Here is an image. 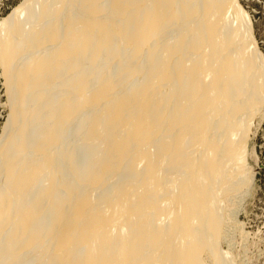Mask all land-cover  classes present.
Masks as SVG:
<instances>
[{
    "label": "bare ground",
    "instance_id": "1",
    "mask_svg": "<svg viewBox=\"0 0 264 264\" xmlns=\"http://www.w3.org/2000/svg\"><path fill=\"white\" fill-rule=\"evenodd\" d=\"M245 17L236 0H30L8 18L0 264H200L212 202L248 178L264 65Z\"/></svg>",
    "mask_w": 264,
    "mask_h": 264
},
{
    "label": "rangeland",
    "instance_id": "2",
    "mask_svg": "<svg viewBox=\"0 0 264 264\" xmlns=\"http://www.w3.org/2000/svg\"><path fill=\"white\" fill-rule=\"evenodd\" d=\"M29 1L30 0H0V30L4 27L8 18L17 12L19 8H24ZM236 4L237 8L244 12V16H246L245 18L248 20L250 26L249 36H251L249 43H251V47H256L259 56H262L261 58L263 59V63H260V65H264V0H236ZM8 84V79L5 78L0 63V150L5 140L2 141V137L10 135V131H8L10 122ZM260 94L261 95H259L257 99V101H259H256L257 103L255 102V106H252L253 108L248 116L249 126L245 128V133L247 131V134L243 132L245 139L242 140V145L240 146L242 147L241 149L244 150L243 146L245 144V150L241 151V153H243L241 157L244 159V162L242 160L244 168H248L246 171L242 168L241 171L244 170L243 172H245L243 176L248 175L245 183L246 186L244 187L245 184L241 187L239 186V191L232 188L233 190L230 189L232 190L231 192L229 191L222 194L225 196L218 195L220 200L218 197V201L214 202L216 205L212 202V206H216L215 210L213 208L214 214L216 215V213L219 212L217 214L218 216L216 215L218 221L215 230H221V232L215 231V233L218 234V241L215 240L213 242L214 245L211 246L214 247L217 243L219 247L216 245L215 248L217 247L219 252L217 251V253H215V248L211 246L207 247L208 250L206 248L207 245L204 244L205 242H201V245H204L203 250L205 253L204 251H200L201 257L203 258L200 257V264H215V260L221 262L225 256L226 258L223 260L224 263L228 261L226 260L228 258L231 264H264V89ZM208 137H210V135H207V139ZM249 176L252 177V179ZM245 188L246 190H244ZM243 190L245 194L242 193L229 199V194L240 193L241 191L243 192ZM216 208L219 209L216 211ZM220 214L221 216L223 215V219L219 217ZM219 227L221 229H219ZM211 230L213 231V229ZM203 231L204 230H201L199 232L200 235L206 233ZM224 251L226 255H224ZM211 253L216 255L221 253L222 256L221 254L219 256L215 255L218 259L215 257L213 261L212 257H214V255H211ZM228 255L231 258L228 257ZM224 263L222 262V264Z\"/></svg>",
    "mask_w": 264,
    "mask_h": 264
}]
</instances>
